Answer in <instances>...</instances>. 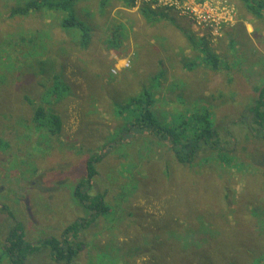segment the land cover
Segmentation results:
<instances>
[{
    "label": "rangeland",
    "instance_id": "374dc122",
    "mask_svg": "<svg viewBox=\"0 0 264 264\" xmlns=\"http://www.w3.org/2000/svg\"><path fill=\"white\" fill-rule=\"evenodd\" d=\"M56 1L40 0L44 8L26 11L34 1L0 0V264H7L1 253L12 228L5 205L27 240L38 243L25 263L55 264L39 243L58 238L82 216L73 180L84 177L92 153L101 159L90 193L104 195L109 213L79 233L83 249L75 264H194L197 247L186 249L181 239L205 241L202 234L214 249L200 253L210 264H264V141L241 123L264 87V17L239 0H137L132 8L80 0L74 13L91 37L82 46L76 31L61 28L63 14L48 10ZM142 5L167 7L181 28L207 41L220 58L217 71L183 70L192 53L188 41L168 21L148 24ZM251 87L252 95L243 94ZM141 88L154 95L151 109L163 124L206 105L232 152L204 148L180 164L168 142L133 132L105 146L126 124V113L116 119L113 103ZM38 107L60 117L58 138H39L32 121ZM191 129L181 138L196 141ZM176 206L187 210L186 218L174 214ZM171 240L177 250L163 247Z\"/></svg>",
    "mask_w": 264,
    "mask_h": 264
},
{
    "label": "trees",
    "instance_id": "16d2710c",
    "mask_svg": "<svg viewBox=\"0 0 264 264\" xmlns=\"http://www.w3.org/2000/svg\"><path fill=\"white\" fill-rule=\"evenodd\" d=\"M34 2L30 3L27 10H39L45 7L43 2L37 0H32ZM80 0H58L56 2L47 3L48 10H53L63 14L60 26L63 30H74L76 31L78 42L82 46H88L90 42V31L87 26L77 19L74 13L75 4ZM112 1V0H111ZM121 5L125 7H135L136 0H117ZM205 0H197L201 3ZM246 10L257 18L264 17V2H259L256 0H239ZM110 0H100V5L105 7L109 5ZM167 8V7H166ZM168 9V8H167ZM23 14L22 12H20ZM15 14H18L15 12ZM140 14L149 23L160 22L161 20L168 21L172 26L178 28L182 35L186 38L189 44L202 55L203 62L213 71H217L220 66L219 56L212 55L208 52L207 41L201 39H195L190 33L182 30L175 19L169 16L163 10L152 11L147 6L142 5L140 9ZM192 66H190L191 68ZM194 72L190 69L189 71ZM56 83L55 95H59L62 91L61 89V79L56 77L54 79ZM142 89V88H141ZM150 89H142L140 94L136 96L129 97L125 102L113 103L114 115L116 119H120V116L126 113V124L119 130L120 136L113 137L110 140H106L105 146L109 148L116 143H118L125 134L132 133L134 135H148L149 137L160 142H168L170 144L171 152L174 158L180 164L189 165L204 148H209L218 152V154L223 152H232L230 147V141L221 134L219 128L213 126V121L209 120L210 114L207 108L193 105L192 116L184 115H174L170 118L171 122L168 124H163L155 116L151 108L155 107V101L153 100V94H150ZM124 103V104H123ZM197 111V113H196ZM196 113V114H195ZM32 121L36 129L43 133L39 135V138H45L46 135L50 137H59L62 130V122L58 115L45 111V109L38 107L33 112ZM241 123L245 125L249 130V134L260 137L264 141V87L260 89L257 97L254 99L252 106L247 111L246 115L242 119ZM191 126L194 134L197 130V139L192 141L189 138H181V133H187V127ZM232 146H234L235 141H231ZM110 144V145H108ZM5 144L4 146H6ZM3 146L0 142V148ZM222 155V154H220ZM220 158V157H219ZM100 155L92 153L85 160L84 167V177H77L73 180V197L76 200L78 206L82 211V216H80L77 221L71 223L67 226L60 234L58 238H50L47 240L41 239L39 245L48 248L50 257L55 264H75L80 252L83 249V243L78 242L77 238L79 233L87 231L93 224L105 217L109 213V207L105 202V197L102 194H92L90 193L93 188V179L96 174V165L100 161ZM191 202V199H190ZM189 203V200H188ZM178 204L186 205L187 200L179 201ZM177 204V205H178ZM189 205V204H188ZM193 206V202H191ZM177 213V216L182 215L186 218V209L172 208ZM5 212V217L11 220L12 228L9 233L5 236V242L2 246V257H5L7 264H26V260L31 257L37 250V246H33L38 243H32L27 240L25 234V227L19 221L13 219V212L8 206L2 208ZM9 211L11 213H9ZM195 210H192V213ZM173 214V215H174ZM173 215L169 219L163 221L170 222ZM174 218H178L177 216ZM185 220V219H184ZM197 234H201L197 232ZM255 238L260 235L254 233ZM202 236L204 240H197L196 237L190 236L189 239H181L184 242L185 248L189 249L192 247H197L193 250L195 257L194 264H210L211 258L207 255L200 254L203 250L211 251L210 239ZM179 238V236H177ZM179 242V239L177 240ZM175 242V241H174ZM152 247V245H150ZM168 247L172 250L175 248L177 250V243L173 245V241H169L163 245V247ZM174 246V247H172ZM167 248V249H168ZM198 254V255H197ZM192 263V262H191ZM189 263V264H191ZM255 264H258L256 262Z\"/></svg>",
    "mask_w": 264,
    "mask_h": 264
},
{
    "label": "crops",
    "instance_id": "0c3cea01",
    "mask_svg": "<svg viewBox=\"0 0 264 264\" xmlns=\"http://www.w3.org/2000/svg\"><path fill=\"white\" fill-rule=\"evenodd\" d=\"M137 1V0H136ZM150 10H152V11H157V9H151V8H149ZM167 8L165 7V8H163L162 10L164 11V12H166L167 14H168V11L166 10ZM169 16H170V14H168ZM172 17V16H171ZM166 21V20H165ZM175 21V20H174ZM147 22V21H146ZM154 22H156V21H154ZM148 24H151V23H149V22H147ZM179 26V25H178ZM180 27V26H179ZM181 28V27H180ZM182 30H185L187 33H190L193 37H194V34H192L191 32H189V30H187V29H183V28H181ZM195 38V37H194ZM186 39V38H185ZM196 39V38H195ZM201 40H203V41H205L203 38H200ZM190 46H189V50H190V52H192L191 54L190 53H188V55H187V57L186 58H183V61H182V69L183 70H185V71H187V72H189L190 71V69L191 70H193L194 72L198 69V68H200V67H207V65H205L204 64V62H203V57H202V55L201 54H199L198 52H196V50L193 48V46L191 45V44H189ZM184 49V48H183ZM207 49H208V52L209 53H211L212 55H215L216 56V54H214L212 51H210L209 50V48L207 47ZM198 53V54H197ZM197 55V56H196ZM218 56V55H217ZM190 66H192L191 68H190ZM263 88V87H262ZM261 89V88H260ZM260 89L258 90V91H260ZM247 90L248 91H246V92H243V94H246V93H248V94H250V95H252L253 94V88L251 87V88H247ZM243 90H241V92H242ZM258 93L259 92H257V94L255 95L254 94V99L257 97V95H258ZM205 94V93H204ZM204 97V96H203ZM155 98V97H154ZM254 101V100H253ZM253 104V103H252ZM155 106H156V104H155ZM198 106H202V107H205V108H207L206 107V105H204V104H202V103H198ZM252 106V105H251ZM250 106V107H251ZM249 107V108H250ZM208 109V108H207ZM191 110H193V105H192V109ZM49 253V252H48ZM49 256H50V253H49Z\"/></svg>",
    "mask_w": 264,
    "mask_h": 264
},
{
    "label": "built area",
    "instance_id": "2783aa9c",
    "mask_svg": "<svg viewBox=\"0 0 264 264\" xmlns=\"http://www.w3.org/2000/svg\"><path fill=\"white\" fill-rule=\"evenodd\" d=\"M194 1V0H193ZM197 16V15H196Z\"/></svg>",
    "mask_w": 264,
    "mask_h": 264
}]
</instances>
